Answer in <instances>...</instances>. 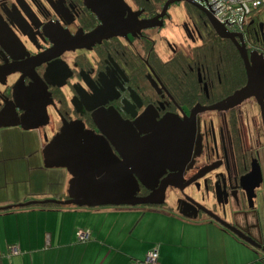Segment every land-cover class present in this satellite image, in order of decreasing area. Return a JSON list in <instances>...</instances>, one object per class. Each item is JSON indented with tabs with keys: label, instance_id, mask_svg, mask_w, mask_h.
<instances>
[{
	"label": "flooded vegetation",
	"instance_id": "obj_1",
	"mask_svg": "<svg viewBox=\"0 0 264 264\" xmlns=\"http://www.w3.org/2000/svg\"><path fill=\"white\" fill-rule=\"evenodd\" d=\"M167 1L123 0L129 12L117 0H0V135L26 134L42 157L56 136L81 124L116 154L121 142L142 139L165 122L180 145L159 183L173 186L162 206L145 208L215 223L264 249V113L255 97L203 111L248 83L236 43L249 59L254 53L264 59V8L243 33H233L242 43L217 35L205 0L198 1L204 10L169 5L155 27L138 31L134 19L157 18ZM174 8L184 12L177 26L185 50L160 36L169 21L176 27ZM122 15L132 19L131 33L88 39L103 21ZM160 41L170 58L160 54ZM225 51L236 55L226 59ZM150 194L140 187L137 196Z\"/></svg>",
	"mask_w": 264,
	"mask_h": 264
},
{
	"label": "crops",
	"instance_id": "obj_2",
	"mask_svg": "<svg viewBox=\"0 0 264 264\" xmlns=\"http://www.w3.org/2000/svg\"><path fill=\"white\" fill-rule=\"evenodd\" d=\"M31 146L34 156L41 155L38 144ZM41 166L34 167L42 171ZM68 180L64 175L57 194L29 190L30 195L1 199L0 208L66 200ZM42 206L0 212V264H133L152 251L159 264H264L257 253L264 249H254L215 223L167 210ZM80 231L89 233L88 241L78 240ZM10 248L19 254L11 255Z\"/></svg>",
	"mask_w": 264,
	"mask_h": 264
},
{
	"label": "water",
	"instance_id": "obj_3",
	"mask_svg": "<svg viewBox=\"0 0 264 264\" xmlns=\"http://www.w3.org/2000/svg\"><path fill=\"white\" fill-rule=\"evenodd\" d=\"M117 1L129 10L123 0ZM198 1L200 0H168L164 12L157 18L150 21H138L136 17L134 19L136 28L140 31L155 27L154 22L163 18L167 7L175 3L188 2L204 10ZM204 12L220 38L235 43L236 39H239L242 43L241 35L230 33L215 20L209 11L204 10ZM121 17L103 21L94 32L87 36L88 39L100 41L106 36H119L122 34L126 36L131 33L128 29L133 25L131 24L132 19H125L123 15ZM236 46L246 65L247 85L217 106L206 108L203 111L227 110L240 104L245 99L255 97L261 111L264 113V59L257 53L252 54L251 59H249L244 46L238 43H236ZM254 55L258 57L255 64L252 62ZM18 126L21 127L20 124L6 125V127ZM21 128L23 131L30 129ZM176 132L179 133L177 129ZM177 136L178 134L171 132L164 122L156 127L150 135L142 139L135 137L138 139L136 142H133L134 137L128 144L121 142L119 147L116 146V154H114L103 137L86 131L81 124H77L75 127L73 125L69 126L63 134L56 136L42 152L43 169H62L70 177L67 183V199L63 201L28 202L0 208V212L37 204L90 209L102 207H160L164 203L166 189L173 186V184L169 182L160 184L159 177L170 170V163L173 161L174 154L180 145ZM60 180H62V177ZM140 187L150 191L151 194L148 197L139 198L137 194ZM181 216L190 220L187 216L182 214ZM223 228L243 243L254 249H260L242 234L234 231L230 232L226 227Z\"/></svg>",
	"mask_w": 264,
	"mask_h": 264
},
{
	"label": "rangeland",
	"instance_id": "obj_4",
	"mask_svg": "<svg viewBox=\"0 0 264 264\" xmlns=\"http://www.w3.org/2000/svg\"><path fill=\"white\" fill-rule=\"evenodd\" d=\"M182 12L177 8L172 10L171 15L177 23L176 27L173 26L174 22L169 21L167 27L160 32V36H165L172 44L175 43L178 48L185 50L188 42L185 41L181 29L177 26L180 27L182 20H184V12ZM259 19L264 20V14ZM157 48L164 59L171 57L164 42L160 41ZM24 135L26 134L16 131L4 132L0 135V200L8 197H19L23 194L30 195L29 190L34 193L41 188L46 189L51 195L57 194L58 184L62 180L64 181V175L67 176L66 171L62 169L37 170L34 166L35 164L41 165L42 157L38 154L36 156L32 154V146L29 145L31 142ZM34 137H36L35 134ZM61 177L62 180H60ZM257 253L262 257L264 256L261 251Z\"/></svg>",
	"mask_w": 264,
	"mask_h": 264
},
{
	"label": "built area",
	"instance_id": "obj_5",
	"mask_svg": "<svg viewBox=\"0 0 264 264\" xmlns=\"http://www.w3.org/2000/svg\"><path fill=\"white\" fill-rule=\"evenodd\" d=\"M205 6L215 18L231 33H243L246 26L254 20L257 13L264 8V0H205ZM88 232H78L80 242L89 240ZM11 255H18L17 248H10ZM156 251L149 253L144 260L135 261L133 264H159ZM264 260V257H263Z\"/></svg>",
	"mask_w": 264,
	"mask_h": 264
},
{
	"label": "trees",
	"instance_id": "obj_6",
	"mask_svg": "<svg viewBox=\"0 0 264 264\" xmlns=\"http://www.w3.org/2000/svg\"><path fill=\"white\" fill-rule=\"evenodd\" d=\"M224 54V53H223ZM231 54H234V55H236L234 52H231V51H225V55H223L224 56V58H225V56H226V59H227V57H229V56H231ZM229 58H231V57H229ZM226 59H224V60H226ZM232 59H234V57L232 58ZM238 61L237 60H235L234 62H233V64L236 66V65H238ZM43 208H49V209H52V208H60V206H57V205H53V204H49V205H44V206H42Z\"/></svg>",
	"mask_w": 264,
	"mask_h": 264
}]
</instances>
